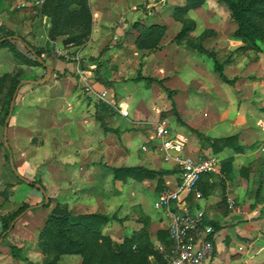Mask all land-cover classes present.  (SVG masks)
Segmentation results:
<instances>
[{
  "label": "rangeland",
  "instance_id": "374dc122",
  "mask_svg": "<svg viewBox=\"0 0 264 264\" xmlns=\"http://www.w3.org/2000/svg\"><path fill=\"white\" fill-rule=\"evenodd\" d=\"M7 1L3 8L0 2V27H7L14 36L25 37L51 72L32 57L0 47V227L13 225L21 216H17L21 209L31 207V201L22 198L33 191L30 182H35L46 198V216L39 227L38 240L23 249L29 263L12 256L5 243L8 238L4 239L0 232V264H76L70 261L73 256H79L83 264L82 255H59L49 240L51 229L57 231V226L49 227L48 223L53 209L57 204L68 206L66 196L77 204L84 191L102 192L103 188L83 180L95 165L109 179L114 177L113 168L124 167L118 164L131 161L130 155L136 163L145 157L154 162L161 160L153 153L157 125L164 123L173 132L190 138L193 131L185 124V115L193 107L187 102V94L199 89L195 88L199 86L197 82L225 83L226 108L234 118L241 112L243 101H250L249 107L254 105L255 109L250 110L255 114L260 111L258 106L264 105V0H235L247 30L240 29L226 0H136L133 12L138 16L131 18L128 27L138 36L140 27L149 28L152 37H159V41L150 49L138 48V56L127 59L122 68L111 53L116 44L105 41L99 51L83 52L88 40H67L76 31L68 29V25L70 34L51 40L49 22L33 11L22 10L23 0ZM120 25L113 18L104 33L114 38ZM163 40L168 45L184 47L175 52L174 60L161 54ZM20 44L19 41L21 48ZM199 47L206 53L199 52ZM179 59L181 68L177 67ZM216 63L230 82L216 71ZM82 70H93L100 90H88L80 74ZM183 81L188 84L183 85ZM19 83L7 147V111L13 105V93ZM103 89L109 91L115 106H106L99 99L98 93ZM230 91L233 102L229 100ZM214 97L209 100L214 101ZM120 105L128 109L127 116L121 114ZM189 116L191 125V119L199 118L194 113ZM206 137H199L202 149L208 147ZM257 145H261L260 161H264L263 140H258ZM193 146L190 142L189 148ZM11 162L25 181H17L10 169ZM263 181L252 183L255 205L264 204ZM79 211L83 210L74 213ZM108 217L113 223L112 212Z\"/></svg>",
  "mask_w": 264,
  "mask_h": 264
},
{
  "label": "crops",
  "instance_id": "0c3cea01",
  "mask_svg": "<svg viewBox=\"0 0 264 264\" xmlns=\"http://www.w3.org/2000/svg\"><path fill=\"white\" fill-rule=\"evenodd\" d=\"M57 1L49 0L47 12L40 10L39 13L50 25H52V6L56 5ZM0 2L3 8V3L8 1L1 0ZM86 5L91 16L92 31L87 36V47L82 51L88 53L99 51L105 41L114 43L116 46L111 50V53L115 55V59L117 58L119 67H125L127 59L137 57L139 54L137 47L139 36L128 27L131 18L138 16L137 12H133L136 8V0H86ZM82 7L75 1L69 9H76L77 13L74 16H79ZM21 9L32 11L30 8ZM113 18L121 24L114 38L108 37L104 33L108 28L106 25L111 24ZM18 37L25 39L22 36ZM162 46L164 47L161 54L168 55L172 60H174L175 52H181V49L184 48L175 43L168 45L164 40ZM152 54L154 55V53ZM181 55L179 53V58ZM148 59L149 57L146 56L145 60L148 61ZM179 61L181 62V59L178 60L177 67L181 68ZM196 67L194 68L198 70ZM83 78L86 86L90 85L94 90H100L101 85L96 81L93 70L84 71ZM197 83L199 86L195 88L199 89H196V92L192 94H187V102L192 105L193 109L189 112L184 110L188 113L185 115V124L201 134H205L208 147L202 149L201 140L199 136L197 139V134L194 132L190 138L182 133H173L186 139V154L197 159L216 156L221 161L220 172L203 176L199 188L201 196L191 195L188 199L193 210H204L205 223L214 227L211 239L214 242L215 251L211 258L202 264H264V204L258 202L255 205L254 195L251 193L252 183L255 180L256 182L264 180V161H260V150L262 149L261 145H257L258 140L264 142V105H259L260 111L255 114L250 110L251 108L255 109L254 105L249 107L251 102L243 101L241 112L234 118L226 108L225 100L228 98L226 97L227 85L225 83L220 82V85L217 82L199 81ZM186 84L188 82L183 81V85ZM230 88L232 90L233 87ZM199 95L209 99L215 96L214 101L216 102L209 99V101L199 100L201 97ZM230 95L229 100L233 102L232 91H230ZM236 107L238 108L239 105L237 104ZM179 110H182L181 106H179ZM191 113L199 115V118L191 119L193 125L187 120L190 119L189 114ZM230 136L238 137V143L244 147V151L237 152L233 148L225 147L215 152L212 147L213 140ZM129 139L131 138L125 140ZM153 140L155 145V133ZM190 142L194 145L192 149L189 148ZM153 153L161 160L154 162L150 157H145L136 163L132 159L134 157L130 155L131 161L118 165L124 167L142 166L165 172L163 176L157 175L154 179H145L142 182L133 178H128L126 181L116 180L114 177L106 179L104 172L99 169L98 165H95L93 170L89 171V176L83 177V180L96 184L101 189L105 188L106 191L102 189L100 194L99 192L94 194L84 191L77 204L71 203L70 197L66 196V204L69 209L75 212L81 208L83 211H79V214L100 213L107 216L109 212H112L115 216L114 222L109 221L104 226L102 234L110 236L114 243L123 244L126 239H134L143 233L148 236V240L155 250L160 251V247H167L171 216L167 209H157L155 203L162 191L177 186L180 181V170L175 162L164 161L162 155L155 150ZM228 159H232V161L225 163ZM13 163L11 162L12 165ZM22 198L31 201L32 205L13 224L6 241L24 249L34 245L38 240L39 227L46 216V208L43 207L46 204L44 201L46 198L36 188H33L31 192L28 191V196L23 195ZM230 200L235 202L237 209L229 208ZM75 205L79 208L75 209ZM87 208L95 211L86 210ZM2 231L3 227H0V232L2 233ZM78 258L79 256L70 257V261L81 264V258ZM151 261L152 264H164L156 261L153 257Z\"/></svg>",
  "mask_w": 264,
  "mask_h": 264
},
{
  "label": "trees",
  "instance_id": "16d2710c",
  "mask_svg": "<svg viewBox=\"0 0 264 264\" xmlns=\"http://www.w3.org/2000/svg\"><path fill=\"white\" fill-rule=\"evenodd\" d=\"M80 3L83 7L80 9V15L74 16L77 10L69 9L70 5L74 2ZM238 22L240 29L247 30V24L241 8L237 5L235 0H226ZM49 0H46L41 11L47 12ZM53 12H51L52 25L50 30V37L56 39L61 35L70 34V30L76 29V31L70 35L67 40L86 41L87 36L92 31V23L89 9L86 5V0H58L56 5L52 6ZM82 21V23H81ZM135 26V25H134ZM141 32L137 39V46L140 49H150L159 41V37L154 39L153 33L149 28L140 27ZM144 28V29H142ZM253 34L252 32H250ZM13 33L5 26L0 27V47H8L16 55L23 57H32L35 61L43 65L38 58H41L40 53L33 49L25 42V39H20L22 47L19 48V40L12 39ZM245 37V36H244ZM248 40L247 38H245ZM155 49V48H154ZM199 52L206 53L202 48H198ZM216 71L221 74L223 80L229 81L224 75L223 68L216 63ZM140 78V77H139ZM230 82V81H229ZM19 83L14 90L18 89ZM12 97V99H13ZM107 106V104H105ZM109 106V105H108ZM264 110V109H263ZM10 112V107L7 111V116ZM194 133L202 137V134L197 130L192 129ZM212 147L215 152L222 150L225 147L233 148L237 152L244 151L238 143L237 136H230L221 139H214ZM9 151V149H8ZM10 162V154L8 156ZM232 159H228L225 163H230ZM10 169L15 174L18 182L25 181L23 176L19 173L18 168L10 163ZM114 179L126 181L128 178H133L136 181L142 182L145 179H154L157 175L163 176L165 172L151 170L142 166L136 167H119L113 168ZM202 181V179H201ZM199 183V188L200 184ZM33 188H36L39 192H42L40 187L36 186L35 182H30ZM30 207H23L20 213L21 215ZM49 227L57 226V231L51 229L50 241L54 243L55 249L58 254H79L83 257V264H152L151 258L153 257L158 262H165V258L162 252L157 251L151 245L148 240V236L141 233L139 237L134 239H126L123 244L114 243L113 240L102 234L104 226L110 221L107 215L100 213L91 214H75L69 209L67 205L62 206L57 204L53 209L49 217ZM65 226V227H64ZM13 225L4 224L2 237H7L12 230ZM42 240V236H41ZM6 245L10 248V252L15 259L24 260L29 263L28 259L23 255V248L18 247L8 241H5ZM171 245V239L169 237V247Z\"/></svg>",
  "mask_w": 264,
  "mask_h": 264
},
{
  "label": "built area",
  "instance_id": "2783aa9c",
  "mask_svg": "<svg viewBox=\"0 0 264 264\" xmlns=\"http://www.w3.org/2000/svg\"><path fill=\"white\" fill-rule=\"evenodd\" d=\"M46 0H23L21 8H30L39 14ZM84 75V71H80ZM88 90L93 89L87 85ZM100 100L113 107L115 102L107 89L98 93ZM122 115H128V109L120 105ZM155 151L160 153L166 162H175L179 166L180 181L175 188L162 191L155 203L157 209H167L171 216L168 229L171 245L160 247L164 264H202L214 254V242L211 239L214 227L206 224L204 210H193L189 198L201 196L199 183L204 175L220 172L221 161L216 156L194 158L186 154L187 141L176 135L164 123L155 129ZM231 210L237 209L233 200L229 201Z\"/></svg>",
  "mask_w": 264,
  "mask_h": 264
},
{
  "label": "water",
  "instance_id": "95a60500",
  "mask_svg": "<svg viewBox=\"0 0 264 264\" xmlns=\"http://www.w3.org/2000/svg\"><path fill=\"white\" fill-rule=\"evenodd\" d=\"M11 38L20 41V38H19L18 36H13V37H11ZM38 59H39V61L44 65V67L47 68V71H48V73L50 74L51 70H50V68L48 67V65H47L46 63H44V61H43L41 58H38ZM20 87H21V84L18 86V89H17V91H16L15 94H14V97H13V99H12V104H13V105H12V107H11V109H10V112H9V114H8V116H7V119H6V122H5V140H6V141H5V144H6L7 147H8V141H7L8 128H9L10 120H11L12 115H13L14 104H15V101H16V98H17V94H18V91H19ZM42 191H43V190H42Z\"/></svg>",
  "mask_w": 264,
  "mask_h": 264
}]
</instances>
